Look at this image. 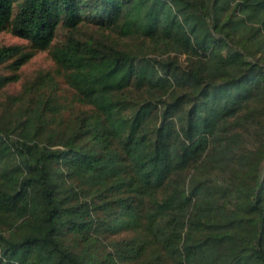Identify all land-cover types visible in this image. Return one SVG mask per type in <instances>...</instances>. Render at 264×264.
<instances>
[{"label":"trees","instance_id":"trees-1","mask_svg":"<svg viewBox=\"0 0 264 264\" xmlns=\"http://www.w3.org/2000/svg\"><path fill=\"white\" fill-rule=\"evenodd\" d=\"M4 32L0 93L53 65L0 114V264H264V0H0Z\"/></svg>","mask_w":264,"mask_h":264},{"label":"rangeland","instance_id":"rangeland-1","mask_svg":"<svg viewBox=\"0 0 264 264\" xmlns=\"http://www.w3.org/2000/svg\"><path fill=\"white\" fill-rule=\"evenodd\" d=\"M64 38V32L60 29L57 34V39L55 42H60ZM125 43H130L126 41ZM11 45H21L26 46L27 41L16 38L8 32L0 34V47L1 46H11ZM53 63L49 57L48 52H39L35 54L31 60L24 65L20 70V79L16 83L9 84L0 93V114L5 109V104L12 96H17L21 93L25 82L32 79L37 72L48 70L52 67ZM1 73V71H0ZM7 107V105H6Z\"/></svg>","mask_w":264,"mask_h":264}]
</instances>
